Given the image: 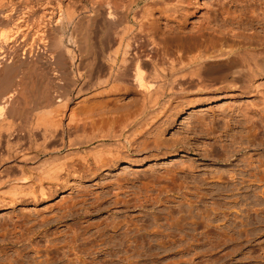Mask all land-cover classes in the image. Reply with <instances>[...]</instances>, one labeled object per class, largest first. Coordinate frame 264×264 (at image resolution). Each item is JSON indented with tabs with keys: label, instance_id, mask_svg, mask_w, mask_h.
I'll use <instances>...</instances> for the list:
<instances>
[{
	"label": "rangeland",
	"instance_id": "obj_1",
	"mask_svg": "<svg viewBox=\"0 0 264 264\" xmlns=\"http://www.w3.org/2000/svg\"><path fill=\"white\" fill-rule=\"evenodd\" d=\"M99 1L101 0H2L8 11L10 8L11 13L7 23L0 25V31L9 30V34L15 36L17 30L15 23L22 18L24 19L22 33L26 32V34L11 36L13 39L10 38L6 45L8 51L14 54L0 61V97L13 93L1 112L0 120L5 116L8 121L11 117L10 123L20 133L13 131L15 135L11 138L24 140L26 137L24 146L28 147L27 140H35L39 144L41 143L39 141H42L40 130L43 125L39 123V127L36 124L35 115L43 111V102L47 97L49 98L47 100L52 101L54 98L57 100L58 94L68 95L70 100L67 102V107L62 109L63 114L61 113L65 123L70 112L77 114L76 117L86 116L92 112L98 114L130 107L135 101L137 94L131 86L125 90L107 85L94 87L87 81L88 79L85 81L86 78L78 76L77 68L69 63V59L64 66L67 80L58 79L59 73L54 70L58 69L56 58L50 59L53 58L50 57L53 49L54 51L74 50V53H71L76 56L74 63L78 62L82 65L79 66L80 70L92 71L90 74L92 73L93 77L105 76V65L100 57H97L100 60L90 59L93 57L94 49L97 51L101 46L100 40L105 42L101 30H98L101 24L100 17H97L94 25L88 24L87 17L85 20L88 23L82 19L87 24L81 23L83 28L81 26L80 29L82 28L83 31L81 29L82 33L79 32V37L84 42L87 40L86 43L91 41L87 45L90 52L93 49L92 55H87L88 61L85 59L86 56H81L77 47L69 41V33L61 36L58 35L59 30L54 29L60 12L69 8L87 10L90 13L92 4ZM185 7L183 17L172 15L163 9L161 11L160 6L151 10L152 27L156 29L159 38L167 37L171 40L170 36L176 33L194 36L204 32L206 37L210 35L209 38L218 35L231 40L250 36L259 41L264 40V22L251 19L257 14L260 15L259 18L264 17V0H189ZM46 24L49 27H46ZM50 26L56 31L53 32L52 29L55 39L49 43V48L43 43L48 44L51 40L46 43L41 34ZM90 27L95 28L97 32L89 29ZM93 34L98 35L94 37ZM94 39L95 42H92ZM95 43L97 48H94ZM92 44L94 47L91 49ZM99 51L100 49L97 52ZM90 60L96 64L95 67L93 63L91 65ZM54 71L58 76L53 73ZM61 76L60 78H63V75ZM84 83L88 86L83 85ZM78 88L82 90L77 94ZM245 102L261 105V102L254 97L228 88L178 96L170 106L157 113L154 123L149 128L150 133L142 137L143 141L149 138L152 140L155 135L161 134V139L166 144L170 143L169 145L174 146L170 148V154L155 156L157 150L150 149L152 147L149 140L148 148L130 153L129 159L119 160L96 172L88 171L86 168L81 169L79 165L82 164L78 161V156L74 155L75 151L67 153L66 145L58 154H69L72 158H69L71 163L63 173L64 184L54 188L47 199L26 200L12 207H0V225L4 223L0 226V261L15 255L17 249L25 255L34 256L35 252L31 248L37 244L46 245L49 239L55 237L63 240L73 230L86 232L83 235L87 238L86 241L95 243V240L99 239L98 230L102 229L98 228L103 226L105 228L102 229L103 235L107 240L103 244V250L87 257V260L95 258L96 264H128L129 260L133 261V264H264V185L247 181L244 182L245 184H240L239 181L242 178L247 180L249 176L250 169L243 168L242 160L245 157L251 155L255 165L260 157L264 160V126L260 122L261 129L257 131L256 143L253 142V145L246 146L245 139L241 146L233 143L234 138H239V135L248 129L237 114V107ZM88 110H91L90 113L84 114ZM31 121L35 123L30 124ZM207 123L211 125L208 126ZM20 124L23 125V130ZM210 126L215 128L214 134L210 132ZM4 128L3 126L2 130L0 129V133ZM5 131L2 132L4 133L2 138L7 136ZM72 131L69 134L75 133ZM142 138L139 141H142ZM58 141L57 139L56 142ZM225 145L228 148L233 145L237 149L228 160L224 155ZM30 151L35 153L37 149L33 147ZM217 173H221L224 180L214 177ZM229 173L235 174L234 179ZM181 182L183 185L180 189ZM196 189L199 190L200 198L187 194L188 198L194 201L189 205V202L184 200L183 193L193 192ZM158 195L160 202H154L152 198ZM147 198H150L153 204L149 203V200L145 203ZM76 201L75 210L71 215L61 221L53 219L61 212L60 208ZM213 206L215 209L217 207V210L212 211ZM180 209L184 211H178ZM205 212L209 216L201 217ZM184 213L195 216L198 222L191 224L179 221L177 226H169L168 220L170 221L171 216L177 217ZM185 214L183 216H186ZM208 218L212 224L206 226ZM37 222L41 224L38 225ZM43 222L47 223L43 224ZM106 222L112 226L119 223V227L113 229L111 225L106 226L104 224ZM31 223L37 225L31 227L29 231L27 229ZM4 228L8 233L3 231ZM137 228H140V231H136ZM35 230H39V233ZM126 234L132 236L131 241L127 240L129 237H126ZM163 242L165 247L159 244Z\"/></svg>",
	"mask_w": 264,
	"mask_h": 264
},
{
	"label": "bare ground",
	"instance_id": "obj_2",
	"mask_svg": "<svg viewBox=\"0 0 264 264\" xmlns=\"http://www.w3.org/2000/svg\"><path fill=\"white\" fill-rule=\"evenodd\" d=\"M188 1L189 0H101L98 3L96 2V4H92V7H90V13L87 12V10H71L69 8L60 12L57 21L55 20L56 27L54 26V29L59 30L60 33L58 32V35L60 34L61 36H66V34L69 33V41L72 45L77 47L78 53L81 56H86H84L86 60L88 56L92 55L93 49L91 47H94V43L92 46L90 45V48L92 49H90V52L87 44L91 41L86 43V40L84 42L83 39L79 37V32H81L84 23H88L89 21L88 24L93 23L94 25L96 24L95 20L97 17H100L101 24L100 29L98 30H101V36L105 42L100 40L101 46L98 48L100 51L97 52L98 49L97 51L94 49L93 57H90V59L92 61L94 58L98 60L99 58L97 57L99 56L105 65L104 69H106V73L105 76L102 75V77H99L98 75L96 76L95 73L93 74L95 77H93L91 75L92 73L90 74L92 71H88V74V72H86L87 70H80L79 66L82 65H79L78 62L74 63L76 57L73 54L74 50L68 51L69 49H60V51H54L53 49L50 53V57L53 58L50 59L55 60L56 58L58 69L55 68L54 70H57L59 74L55 71L53 73L59 75L58 79L62 80L66 77L64 66L67 65V59H69V63L77 68L78 76L86 78L84 79L85 81L88 79L87 81H89L92 86L101 87L107 85L110 87H119L124 90L131 86V88L135 90L137 97L135 101H133V104L126 108L121 107V109L107 112L101 111L103 113L98 114H93V112L90 113L92 110L90 108V111L88 110L84 113L87 114V112H89L90 114H87L86 116L78 115L79 117H76L77 114L75 115V113L70 112L67 117L68 120L65 123L62 120V114L64 112L62 109L67 107V102L70 100L68 95L62 96L58 94L56 95V97L58 96L57 100L55 98L53 100L51 99L53 102L47 100L49 98L46 95L47 98H45L46 100L43 102L44 106L42 107L43 111L40 110L41 112L35 115L36 124H38V126L40 124L43 125L42 130H40L42 131L40 132L42 141H39L41 142L39 144L38 141L27 140L29 141L28 147L24 146V140L26 137H24V140H20V138H11V136L15 135V133L13 135L12 132L17 130L14 128V125L10 123L11 117L9 114V122L3 115L4 118L1 117L2 119L0 120V127L2 126L0 129L2 130L4 126L7 136L2 138V135L4 134H2V132H4V130L1 131L0 207H12L15 204L22 203L26 200L38 201L47 199L54 188H59L60 185L64 184L65 180L63 179V173L68 169V166L71 163L69 158H72L69 154H58L66 145L67 153L75 151L74 155L78 156V161L82 164L79 165L80 168H86V170L91 172H96L99 169L109 167L119 160L129 159L130 153L140 151L143 148H148V141L150 138L143 141L144 138L142 137L150 133L149 128L154 123L157 113L161 112L165 107L170 106L172 101L178 96H183L192 92L199 93L213 89L216 90L218 88H228L231 90H239L250 97H254L256 100H259L261 105L255 102H245L237 107V114L243 119V123L248 129L245 128L247 130L244 133H241L239 138H234L235 141H233V143L241 146L243 144L242 141H244L243 139H245L246 146L253 145L257 131L261 129L260 122L262 126H264V40L259 41L250 36L234 38L231 40L218 35H213L212 38H209L210 35L209 37H206L207 35L204 32L194 36H185L181 35L182 33H176L172 37L170 36L171 40H168L167 37L159 38L156 29L152 27L153 20L151 19V10L155 9L154 7L156 6H160L161 8L159 9H161V11L163 9L165 12L172 13V15L183 17V12H185L184 9L186 8L185 5ZM4 2L0 0V25H5L10 19V8L8 11ZM259 16L260 15L257 14L255 17L252 16L253 18L251 19L257 21L262 20V22H264V17L259 18ZM86 17L88 21L85 20ZM82 19L86 22L82 21ZM22 21H24V19L21 18L15 23V28H17L15 36L22 33ZM50 22L52 24L54 23L52 21ZM51 26L50 28L43 30V33L42 31H38L40 34L42 33V38H44L46 43L51 40L48 44L43 43L45 46H48L49 43L53 42L52 39H55V34H52L53 28L51 29ZM81 26L82 28L80 29ZM46 27L49 26L47 25ZM92 28L90 27L89 29L97 32L95 28ZM54 29L53 32L56 31H54ZM22 34L25 35L26 32ZM85 35L87 37V33ZM97 35L93 34L94 37ZM11 36L13 37L14 35L9 34V30L0 31V61H4L7 57L10 58L14 54L10 53L12 51H8L6 45L10 38L11 40L13 39ZM91 37L92 36H90V38ZM92 42H95V39ZM104 43H106V48L104 47ZM97 44L99 45V42ZM97 44L95 43L94 48L98 47ZM92 61L91 65L93 63ZM102 61H99V63H102ZM93 64L95 67L96 64ZM61 75H63V78H60L62 77ZM54 78L57 77L54 76ZM65 79L67 80V78ZM61 80H59V82ZM84 80L82 79L83 82H85ZM57 81L56 83H58ZM83 85H85V83ZM81 90V88H78L77 94ZM12 94L13 93L8 94L7 96L4 94L0 97V115L2 114L1 112L6 103L10 101L9 98ZM260 112L261 114H259ZM105 114H107L106 117ZM118 115H120V117ZM33 123L31 121L30 124ZM21 125L22 124H20V126ZM207 125L209 126L211 124L207 123ZM21 127L23 130V125ZM39 127L37 128L39 129ZM17 129L19 130V128ZM209 129L210 132H213L215 128L213 129L212 126H210ZM71 130L75 133L72 131L73 134H69ZM27 134L29 135V132ZM65 135H67V137H65ZM140 138H142V141H139ZM57 139L59 140L58 142H56ZM169 144L170 143L166 144L165 141L161 139V134L159 136L155 135L153 139L150 140V146L152 147L150 149L157 150V155L155 156H162V154L166 153L170 154V148H173L174 146L173 144ZM233 145L230 147L231 149L226 145L224 146V155L227 156V160L230 159V155L237 152V149L235 148L236 146ZM33 147L37 149L35 153L34 151H32L33 153L30 151ZM39 147L41 150L38 151ZM242 162L244 163L243 168L250 170L248 173L249 176L246 178L247 180L241 177L242 179L239 180L241 181L240 184L247 181L248 183L252 182L264 185V160L260 157L257 159V165H255L253 163L254 159L250 155L245 157ZM229 174H231V177L235 175L234 173ZM214 177L221 180L223 175L217 173ZM232 179H234V177ZM182 183L183 182L179 184L180 189L182 187L181 185H183ZM198 193V189L193 192L183 193L184 200H187L189 205H191L194 201H192L193 199H189L187 194L196 195L200 198ZM152 199L154 202H158L160 196L158 195ZM146 200H149V203L153 204V201H151L150 198L145 199V203ZM143 202H141L142 205ZM76 203L77 201L60 208L61 212L53 219H57V221L60 219L61 221L63 218L71 215L75 210L74 207L76 206ZM214 207L215 206L211 207L212 211L217 210V207L216 209ZM181 210L182 209L178 211ZM205 213H202L201 217L209 216L208 213H206V215ZM183 215H176L177 217L170 215L171 219L170 221L168 220L169 226H175L179 221H185L186 223L191 224H196L195 222H198L196 221L198 218L196 219L193 215ZM47 222H43V224H46ZM108 222L104 224L106 226H112V224L109 225ZM210 222L209 219V221L206 222V226L212 224ZM37 223L38 225L41 224L40 222ZM181 224L183 223H180V225ZM3 225L4 223L0 226ZM35 225L37 224L31 223L27 230L30 231L31 227H35ZM118 227L119 223L118 225L114 224L111 228L116 229ZM101 228L103 230L105 229L103 226L98 229ZM140 228H137L136 231H140ZM102 229L98 230L99 239H96L95 243H89L86 241L87 238L83 237L86 232L73 230L70 231L71 234L67 235L63 240H58V238L55 237L49 239L48 244L46 245L41 246L37 244L34 246L31 248V250L35 252L34 256L25 255V253H21L20 250L17 249L15 255L8 256L9 258L1 260L0 264H96L97 262L95 261V258L92 257L89 258L90 260H87V257L96 251L103 250V244L106 243L107 240L104 238V231ZM3 231L7 232L5 228ZM99 231H102L103 233ZM35 232L39 233V230H35ZM129 234H126V237H129L127 238L128 241L132 238ZM79 240L81 241L78 243ZM159 244H163L165 247L164 242ZM125 258L128 257L125 256ZM133 263V261H128V264Z\"/></svg>",
	"mask_w": 264,
	"mask_h": 264
}]
</instances>
